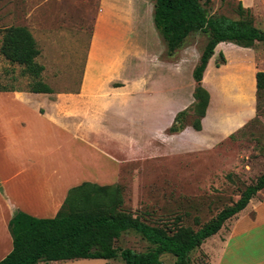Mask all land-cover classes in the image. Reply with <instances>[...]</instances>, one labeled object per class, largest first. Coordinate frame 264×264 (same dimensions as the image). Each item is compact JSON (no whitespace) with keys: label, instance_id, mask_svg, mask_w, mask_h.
<instances>
[{"label":"rangeland","instance_id":"374dc122","mask_svg":"<svg viewBox=\"0 0 264 264\" xmlns=\"http://www.w3.org/2000/svg\"><path fill=\"white\" fill-rule=\"evenodd\" d=\"M101 1L0 0V48L6 27L26 26L40 50L36 57V61L44 66L40 79L54 88L72 90L79 83L81 66L95 25L102 19ZM140 1L142 5L127 1L129 10L132 8L137 15L132 29L137 53L131 61L138 66L142 60L140 46L146 43L157 52L163 51L162 57L168 53L166 48L163 50L161 35L151 24L154 0ZM237 1L212 0L210 12L238 18ZM240 1L251 10L254 25L264 30V0ZM109 2L114 4L118 0ZM200 2L204 3V0ZM108 14L111 15L106 21L107 30L108 24L116 21L114 12ZM205 42L203 33H194L176 52V57L184 58V61L174 68L169 75L170 82L165 81L163 87L165 94L174 95L170 100L174 104L169 106L168 113L188 107V119L193 117L195 84L191 65ZM247 48L232 42L217 46L213 63L207 66L203 78L210 101L202 118L201 130L187 125L180 132L170 133L168 127L172 122L168 124L165 118L161 137L149 139L146 154L138 127L137 130L131 127V138L115 139V147L111 146L110 150L117 161L110 164L108 179H105L119 187L122 210L153 225L172 228L184 225L197 229L221 208L235 201L241 191L264 171V90L257 91L253 83V73L264 68V42ZM219 52L225 56L224 63H219ZM34 80L23 72V65L11 62L0 50V85L31 88ZM123 147L126 156L131 148L130 161L123 157ZM139 150L141 154L134 153ZM253 200L264 202V188ZM259 209L264 216V207ZM114 245L136 251L151 246L132 230L124 232ZM160 258L166 264H174L172 254L164 253ZM191 259L193 264L208 263L201 249L194 250ZM37 264L127 263L118 256L115 259L78 258Z\"/></svg>","mask_w":264,"mask_h":264},{"label":"crops","instance_id":"0c3cea01","mask_svg":"<svg viewBox=\"0 0 264 264\" xmlns=\"http://www.w3.org/2000/svg\"><path fill=\"white\" fill-rule=\"evenodd\" d=\"M127 1H101L102 19L95 25L74 89H57L45 82L51 92L0 90V260L12 249L8 223L15 212L52 217L71 187L84 181L111 185L105 178L110 164L117 161L110 150L115 147V139L131 138V127H138L146 154L149 139L158 140L162 134L165 118L168 124L173 121L177 110L167 111L174 104L170 101L174 95L165 94L163 87L165 81L170 82L174 68L184 61L176 57V52L197 32L190 33L165 57L150 43L140 46L142 60L139 66L133 65L137 45L132 29L137 15L129 10ZM140 2L133 0L134 4ZM153 9L154 4L151 24L157 30ZM109 12L115 13L116 21L110 22L107 30ZM161 38L163 50H167ZM200 54L192 61V70ZM134 153L141 154V150ZM128 154L123 157L130 161V147ZM261 207L264 202L256 203L252 197L245 208L201 243L198 249L207 256V264H264Z\"/></svg>","mask_w":264,"mask_h":264},{"label":"trees","instance_id":"16d2710c","mask_svg":"<svg viewBox=\"0 0 264 264\" xmlns=\"http://www.w3.org/2000/svg\"><path fill=\"white\" fill-rule=\"evenodd\" d=\"M212 0H154L153 21L166 42L168 54L178 49L192 32H201L206 42L198 62L192 70L195 81L192 116L189 109L175 113L168 131L177 133L187 125L201 130L202 118L210 101V93L202 78L209 59L219 42H232L242 47H252L264 42V30L254 25L251 10L236 3L238 18L222 13H211ZM1 53L11 62L23 65V72L35 80L34 92H51V87L40 79L44 66L36 61L40 50L31 31L23 25H10L4 29ZM225 62L223 52H219ZM219 63L216 62L218 66ZM257 91L264 90V70L255 73ZM12 89L0 85V90ZM191 115V114H190ZM264 188V171L248 184L239 197L221 208L199 228L177 225H153L139 216L121 209L122 194L118 186L99 185L84 181L71 187L57 213L52 217H36L17 211L9 220L12 249L0 264H37L40 261H64L78 258L115 259L120 256L127 264H166L160 256L169 253L174 264H193L191 255L223 223L246 207L252 197ZM129 230L144 238L151 246L144 251L119 248L115 240Z\"/></svg>","mask_w":264,"mask_h":264}]
</instances>
